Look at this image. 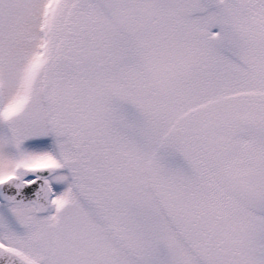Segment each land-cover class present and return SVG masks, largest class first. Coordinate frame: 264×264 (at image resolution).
<instances>
[{
	"label": "snow or ice",
	"instance_id": "snow-or-ice-1",
	"mask_svg": "<svg viewBox=\"0 0 264 264\" xmlns=\"http://www.w3.org/2000/svg\"><path fill=\"white\" fill-rule=\"evenodd\" d=\"M0 264H264V0H0Z\"/></svg>",
	"mask_w": 264,
	"mask_h": 264
}]
</instances>
